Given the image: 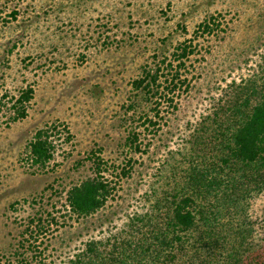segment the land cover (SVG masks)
<instances>
[{"label": "rangeland", "instance_id": "rangeland-1", "mask_svg": "<svg viewBox=\"0 0 264 264\" xmlns=\"http://www.w3.org/2000/svg\"><path fill=\"white\" fill-rule=\"evenodd\" d=\"M210 14L215 32L193 36ZM187 38L193 51L178 65ZM262 65L264 0H0V264L133 250L170 194L188 190L190 168L218 154L213 112L248 78L259 82ZM145 72L147 89L134 86ZM26 85V115L11 120ZM41 126L54 149L40 168L25 152ZM91 151L109 194L77 214L66 190L96 174ZM240 191L238 213L221 216L226 237L243 222L252 254L264 257V188L247 178Z\"/></svg>", "mask_w": 264, "mask_h": 264}, {"label": "trees", "instance_id": "trees-1", "mask_svg": "<svg viewBox=\"0 0 264 264\" xmlns=\"http://www.w3.org/2000/svg\"><path fill=\"white\" fill-rule=\"evenodd\" d=\"M217 26L215 16L210 14L197 23L193 36L197 31V36L213 33ZM192 47L191 38L176 45L174 56L178 65L184 64ZM176 74L171 75L176 77ZM259 75H263L259 82L251 77L236 86L238 89L227 98L228 104L213 112L218 154L207 164L190 168L186 180L188 190L176 189L170 194L165 210L134 240L133 250L128 253L122 247L120 256H114L94 249L85 259L80 258V264H264V257L252 254L253 246L245 236L244 223L231 230L236 238L228 239L221 219L228 213L232 218L238 213L240 189L245 179L264 188V65ZM147 79L153 81L154 75L145 72L132 79V84L147 89ZM32 92L31 85L17 91L10 103L11 120L26 115ZM220 112L223 119L219 118ZM60 124L68 138V128ZM51 131V127H38L27 140L25 156L30 165L41 168L52 157ZM90 153L96 174L66 190L67 205L77 214L96 210L109 194V185L100 174L103 161L96 152Z\"/></svg>", "mask_w": 264, "mask_h": 264}]
</instances>
